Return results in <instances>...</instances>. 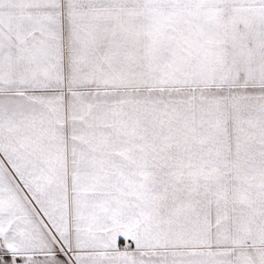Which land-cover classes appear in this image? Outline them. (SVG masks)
I'll list each match as a JSON object with an SVG mask.
<instances>
[{"label": "snow or ice", "instance_id": "snow-or-ice-1", "mask_svg": "<svg viewBox=\"0 0 264 264\" xmlns=\"http://www.w3.org/2000/svg\"><path fill=\"white\" fill-rule=\"evenodd\" d=\"M0 264H264V0H0Z\"/></svg>", "mask_w": 264, "mask_h": 264}]
</instances>
